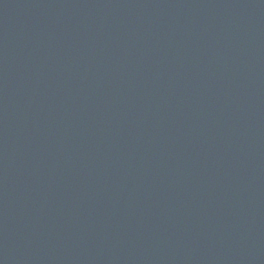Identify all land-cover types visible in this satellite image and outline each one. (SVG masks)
Wrapping results in <instances>:
<instances>
[{
  "label": "water",
  "instance_id": "1",
  "mask_svg": "<svg viewBox=\"0 0 264 264\" xmlns=\"http://www.w3.org/2000/svg\"><path fill=\"white\" fill-rule=\"evenodd\" d=\"M0 264H264V0H0Z\"/></svg>",
  "mask_w": 264,
  "mask_h": 264
}]
</instances>
